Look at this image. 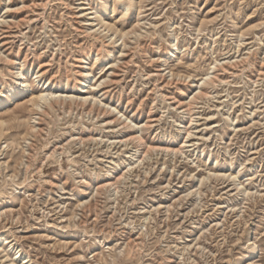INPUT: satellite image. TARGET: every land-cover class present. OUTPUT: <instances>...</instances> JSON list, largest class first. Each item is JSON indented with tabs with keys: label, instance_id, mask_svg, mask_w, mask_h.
I'll list each match as a JSON object with an SVG mask.
<instances>
[{
	"label": "rangeland",
	"instance_id": "rangeland-1",
	"mask_svg": "<svg viewBox=\"0 0 264 264\" xmlns=\"http://www.w3.org/2000/svg\"><path fill=\"white\" fill-rule=\"evenodd\" d=\"M0 264H264V0H0Z\"/></svg>",
	"mask_w": 264,
	"mask_h": 264
},
{
	"label": "bare ground",
	"instance_id": "bare-ground-1",
	"mask_svg": "<svg viewBox=\"0 0 264 264\" xmlns=\"http://www.w3.org/2000/svg\"><path fill=\"white\" fill-rule=\"evenodd\" d=\"M40 97H41V98H44V97H45V95H44V94H41V95H40Z\"/></svg>",
	"mask_w": 264,
	"mask_h": 264
}]
</instances>
